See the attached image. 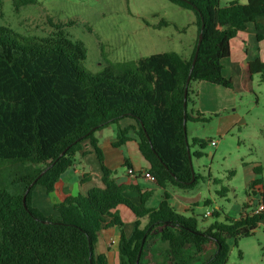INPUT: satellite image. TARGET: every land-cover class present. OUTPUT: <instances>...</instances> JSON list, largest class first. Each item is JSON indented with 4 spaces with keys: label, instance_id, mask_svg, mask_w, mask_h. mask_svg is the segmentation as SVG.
I'll use <instances>...</instances> for the list:
<instances>
[{
    "label": "trees",
    "instance_id": "16d2710c",
    "mask_svg": "<svg viewBox=\"0 0 264 264\" xmlns=\"http://www.w3.org/2000/svg\"><path fill=\"white\" fill-rule=\"evenodd\" d=\"M13 1L16 10L37 3ZM168 1L196 15L191 57L157 53L134 61H108L96 75L83 67V44L65 38L62 31L47 38L25 37L0 25V166H21L0 184V264H108L106 254L96 250L103 233L115 228L121 232L118 264H193L201 259L199 264H227L229 241L237 244L254 235L264 222V181L250 185L253 194L254 187H262L263 210L200 228L197 217L175 211L167 192L158 207L149 208L151 191L119 183L117 172L105 165L96 133L131 118L137 128L119 130L114 146H123L135 130L139 151L158 187L193 189L199 176L192 169L186 126L189 121L209 122L216 115L193 116L188 111L192 84L233 89L232 79L223 75L231 41L249 25L263 29L257 19L264 16V0H233L224 7L219 0ZM167 25L162 20L156 28ZM257 39L263 36L257 34ZM255 76L264 84V62L258 58L244 67L246 87H252ZM89 152L101 167L102 187L67 196L53 206L56 217L33 206L36 186L51 196L75 157ZM125 163L130 167L127 159ZM129 190L140 192L138 205L125 196ZM120 206L137 218L130 236ZM158 244L166 245L161 260L156 258Z\"/></svg>",
    "mask_w": 264,
    "mask_h": 264
},
{
    "label": "rangeland",
    "instance_id": "374dc122",
    "mask_svg": "<svg viewBox=\"0 0 264 264\" xmlns=\"http://www.w3.org/2000/svg\"><path fill=\"white\" fill-rule=\"evenodd\" d=\"M36 1L16 10L13 0H2L0 25L25 37L47 38L62 31L65 38L83 44V67L93 75L101 73L108 61H134L157 53H177L189 59L193 53L196 15L168 0ZM219 1L224 7L233 0ZM236 1L246 4L247 0ZM162 20L168 25L156 28ZM55 26H61L60 30ZM228 67L226 72L230 73ZM235 107L244 122L233 129L212 131L207 125L210 121L186 128L192 169L199 180L189 190L167 187L175 211L185 217H197L200 228L222 222L224 217L236 220L249 198L256 197V206L261 200V186L254 187L255 195L250 190L252 182L264 181V84L259 76L254 78L250 91L241 92L239 103L230 109ZM198 153L201 157H197ZM256 167L260 175L254 173ZM20 168L2 164L0 184ZM40 190L36 186L32 199L42 204ZM156 202L158 198L152 197L148 205L152 207ZM206 212L212 215L204 217ZM229 247L227 264H264V224L237 244L229 241ZM165 249L166 245L158 244L157 259L161 260ZM116 263L118 256L110 262Z\"/></svg>",
    "mask_w": 264,
    "mask_h": 264
},
{
    "label": "crops",
    "instance_id": "0c3cea01",
    "mask_svg": "<svg viewBox=\"0 0 264 264\" xmlns=\"http://www.w3.org/2000/svg\"><path fill=\"white\" fill-rule=\"evenodd\" d=\"M257 22L263 26V29L256 30L253 25H249L248 31H240L231 41L230 58L223 61V75L226 78L232 79L234 82L233 89L212 85L206 82L192 84L191 103L188 107V111L193 116L196 112L204 116L216 115L212 119L213 121L207 123V125H210L209 127L212 131L220 133L223 131L226 132L244 122L243 117L235 113L237 108L230 109V107L239 103L241 92H248L252 88L246 87L243 80L246 63L257 58L264 62V16L259 17ZM197 30V22H195L193 30V40L195 41L197 38ZM257 34L263 36L261 41H258ZM195 41L192 46V52L194 51ZM227 66H229L230 73L226 72ZM229 109L231 112L228 111ZM199 123L201 122L189 121L186 128L190 129L191 127H197L200 125ZM132 127L137 128L136 121L131 118H124L120 120L118 124H113L97 132L96 137L104 153L105 165L117 172L115 176L117 181L125 185H138L143 192L151 191L152 197L158 198V202L153 203V205H151L152 207H150L148 202L152 198L151 197L147 202V206L149 208H156L159 206L164 192H167V188L162 189L158 187L155 181L148 180L145 177L149 169V164L139 151L136 131H131L128 134L130 139L126 141L123 146L119 148L114 146V144L118 142L119 130ZM126 159L129 161L130 167H126ZM255 170H259V168L256 167ZM102 186V171L95 154L89 152L87 155L83 156L80 153L75 157L73 166L60 177L54 193L49 196L45 188L40 186V195L44 198V202L42 204L37 203L36 199L33 198L32 203L33 206L40 209L45 216L56 217L53 210L55 204L62 202L69 195H85L91 188ZM125 196L137 205L140 203L141 196L140 192L137 190H129L125 193ZM255 200V196L249 198L245 203L242 213L251 214L255 212L261 201L257 200L258 204L256 206ZM118 209L122 210L121 212L119 211V213L124 222L125 234L130 236L137 218L130 210L123 206L118 207ZM142 223L144 226L146 221H142ZM262 224H264V222H261L259 225ZM120 236V230L115 228L112 231L104 232L98 242L96 251L98 254H106L108 257V264H110L112 260H116L117 256L119 258L118 245Z\"/></svg>",
    "mask_w": 264,
    "mask_h": 264
},
{
    "label": "built area",
    "instance_id": "2783aa9c",
    "mask_svg": "<svg viewBox=\"0 0 264 264\" xmlns=\"http://www.w3.org/2000/svg\"><path fill=\"white\" fill-rule=\"evenodd\" d=\"M213 145L215 144L214 142L212 143ZM145 177L148 179V180H153L154 181V178L152 177V175H150L148 172L145 174ZM263 210V205L261 203H259V205L257 206V210L255 212H259ZM212 214L210 212H206L204 214V217H209L211 216Z\"/></svg>",
    "mask_w": 264,
    "mask_h": 264
},
{
    "label": "water",
    "instance_id": "95a60500",
    "mask_svg": "<svg viewBox=\"0 0 264 264\" xmlns=\"http://www.w3.org/2000/svg\"><path fill=\"white\" fill-rule=\"evenodd\" d=\"M201 41H202V34L199 35V41H198V44H200ZM197 49H198V48H197ZM196 56H197V53H196V55H195V59H196ZM194 62H195V60H194ZM194 62H193V63H194ZM188 81H189V80H188ZM186 97H187V90L185 91V100H186ZM23 202H24V204H25V197L23 198Z\"/></svg>",
    "mask_w": 264,
    "mask_h": 264
}]
</instances>
